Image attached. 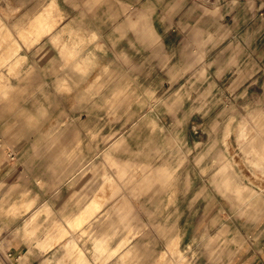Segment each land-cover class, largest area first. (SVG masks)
I'll use <instances>...</instances> for the list:
<instances>
[{
  "label": "clouds",
  "instance_id": "obj_1",
  "mask_svg": "<svg viewBox=\"0 0 264 264\" xmlns=\"http://www.w3.org/2000/svg\"><path fill=\"white\" fill-rule=\"evenodd\" d=\"M264 0H0V264H264Z\"/></svg>",
  "mask_w": 264,
  "mask_h": 264
},
{
  "label": "rangeland",
  "instance_id": "obj_2",
  "mask_svg": "<svg viewBox=\"0 0 264 264\" xmlns=\"http://www.w3.org/2000/svg\"><path fill=\"white\" fill-rule=\"evenodd\" d=\"M262 84H264V81H262Z\"/></svg>",
  "mask_w": 264,
  "mask_h": 264
}]
</instances>
